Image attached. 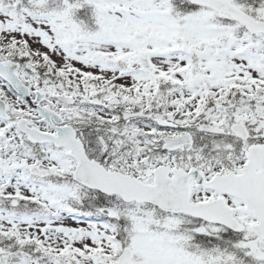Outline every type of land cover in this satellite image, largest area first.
Returning a JSON list of instances; mask_svg holds the SVG:
<instances>
[{
	"label": "snow or ice",
	"instance_id": "1",
	"mask_svg": "<svg viewBox=\"0 0 264 264\" xmlns=\"http://www.w3.org/2000/svg\"><path fill=\"white\" fill-rule=\"evenodd\" d=\"M0 264H264V0H0Z\"/></svg>",
	"mask_w": 264,
	"mask_h": 264
}]
</instances>
